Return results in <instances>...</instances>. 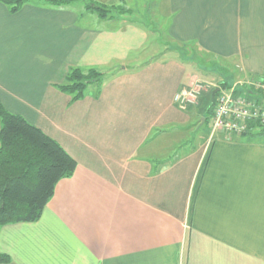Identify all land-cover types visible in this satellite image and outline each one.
I'll return each instance as SVG.
<instances>
[{
  "label": "crops",
  "instance_id": "0c3cea01",
  "mask_svg": "<svg viewBox=\"0 0 264 264\" xmlns=\"http://www.w3.org/2000/svg\"><path fill=\"white\" fill-rule=\"evenodd\" d=\"M52 1L12 12L0 0V106L78 166L39 220L2 226L0 264H264L263 128L211 138L200 102L175 100L198 83L208 97L264 79V0H158L168 26L157 19L154 31ZM159 44L198 52L187 61ZM112 66L122 71L79 99L60 88L73 68ZM202 126L207 135L171 141Z\"/></svg>",
  "mask_w": 264,
  "mask_h": 264
},
{
  "label": "trees",
  "instance_id": "16d2710c",
  "mask_svg": "<svg viewBox=\"0 0 264 264\" xmlns=\"http://www.w3.org/2000/svg\"><path fill=\"white\" fill-rule=\"evenodd\" d=\"M24 0H6L11 11L16 12ZM83 4L84 8L95 11L101 18H115L131 9L124 5H102L92 0H54L53 6ZM140 24H145L141 22ZM152 31H154L152 29ZM158 42H162L158 39ZM165 50L179 54L178 48ZM159 54H165L159 52ZM122 71V66L102 68H73L60 88L83 97L88 86L101 85L110 76ZM227 83L223 82L222 86ZM213 92V91H212ZM210 115L214 100L211 93ZM0 229L16 222H35L40 219L44 208L53 197L57 183L71 177L78 166L77 161L53 138L40 128L32 125L22 116L13 114L0 106ZM207 118V121H208ZM257 126L263 128L259 123ZM9 257L0 252V263H6Z\"/></svg>",
  "mask_w": 264,
  "mask_h": 264
},
{
  "label": "built area",
  "instance_id": "2783aa9c",
  "mask_svg": "<svg viewBox=\"0 0 264 264\" xmlns=\"http://www.w3.org/2000/svg\"><path fill=\"white\" fill-rule=\"evenodd\" d=\"M252 85L248 90L238 87L239 83L220 87L208 118L211 138L222 133L233 140L245 135L250 123L257 122L264 126V79L253 81ZM209 89V85L198 83L188 94H177L175 100L182 104H198L200 94Z\"/></svg>",
  "mask_w": 264,
  "mask_h": 264
},
{
  "label": "rangeland",
  "instance_id": "374dc122",
  "mask_svg": "<svg viewBox=\"0 0 264 264\" xmlns=\"http://www.w3.org/2000/svg\"><path fill=\"white\" fill-rule=\"evenodd\" d=\"M124 6L126 9H131V11H128L125 14H121L122 17H125L127 19H132L135 21H139V22H144L145 25L151 29H153V27H156V26H154L156 23L158 24V22L156 21L157 19H161L162 21H164L163 25L165 27L168 26V23H167L168 17L166 16V14L164 12L165 9H163L161 7L158 9V6H159L158 0H127L126 4ZM80 10H83V8H81ZM91 12L95 13V11H91ZM95 14L97 15V13H95ZM89 23L94 24V25H99L101 22L91 21ZM158 34L161 35L160 32ZM157 38L160 39L161 41L165 42L164 39H162L160 36H157ZM155 44H154V46H155ZM161 44H159L157 48H161V53H167V51L165 50L166 47L162 46ZM178 50H179L178 55L185 58L187 61H189L190 55L194 54L196 51L198 52V50L194 46L193 47L192 46H182L181 48H178ZM199 62L202 63L201 60ZM207 68L211 69L213 67H212V65H210V66H207L206 69ZM202 69H205V68H202ZM201 72H203V71H201ZM203 73L204 74H202V76L208 81L220 80V75L217 74V72H210L209 71V72H203ZM204 95H205V90H203L202 94L199 96L200 104L197 106H199L198 107L199 110H201V112L205 115V114H207V110L211 107L212 102H211V94L208 97H206ZM205 126H202L200 128L197 127L195 132L191 135L188 132L186 134H182V135H179L177 137L175 135L171 139V141L174 140V141L179 143L181 138L186 139V141L187 140L189 141V140H192V138H190L191 136L196 135L195 133H198L197 136H199V137L207 135L208 132H207ZM174 149L175 148H172L170 150L168 149V151H174Z\"/></svg>",
  "mask_w": 264,
  "mask_h": 264
},
{
  "label": "water",
  "instance_id": "95a60500",
  "mask_svg": "<svg viewBox=\"0 0 264 264\" xmlns=\"http://www.w3.org/2000/svg\"><path fill=\"white\" fill-rule=\"evenodd\" d=\"M218 90H219V88L217 87V88H215L214 90H213V92H212V99L214 100V98H215V95H216V93L218 92ZM205 121V118H202V122H204Z\"/></svg>",
  "mask_w": 264,
  "mask_h": 264
}]
</instances>
